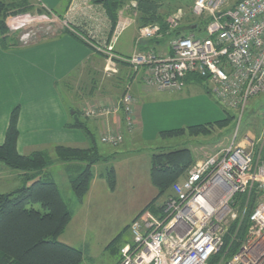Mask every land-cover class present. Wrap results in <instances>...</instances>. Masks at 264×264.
<instances>
[{"label": "built area", "instance_id": "2783aa9c", "mask_svg": "<svg viewBox=\"0 0 264 264\" xmlns=\"http://www.w3.org/2000/svg\"><path fill=\"white\" fill-rule=\"evenodd\" d=\"M190 14L194 20L208 21L205 37L197 33L196 24L195 32L172 36L188 15L180 7L168 17L166 29L160 24L140 27L130 56L118 55L114 48L118 35L131 24L129 18L117 25L110 44L95 46L105 56L106 77L125 63L132 68L131 80L146 68L148 87L181 91L188 76L195 75L206 79L216 98L238 116L237 132L228 147L198 159L173 186L158 216L147 211L132 221V241L121 247L119 264H209L221 252L232 223L247 217L248 204L242 210L237 195L254 189L260 195L249 215L247 233L227 264H264V137L255 139L247 133L238 140L247 102L264 92V0H238L231 6L229 0H195ZM14 22L8 23L11 31L27 27ZM70 25L65 27L86 39ZM37 35L31 31L21 38L26 42ZM163 37L170 38L168 55L139 49L144 41ZM118 112L122 113L118 123L106 124L100 137L101 143L113 147L123 143V128L129 132L137 128L131 81L118 100L82 109L88 119ZM262 124L264 136V110Z\"/></svg>", "mask_w": 264, "mask_h": 264}, {"label": "crops", "instance_id": "0c3cea01", "mask_svg": "<svg viewBox=\"0 0 264 264\" xmlns=\"http://www.w3.org/2000/svg\"><path fill=\"white\" fill-rule=\"evenodd\" d=\"M33 1L36 7L46 9L51 13V16L57 18L58 28L56 33L50 36H40V39L31 44L9 49L0 45V145L5 141L12 111L19 106L17 149L21 155L41 150L52 156L55 154L54 148L58 145L88 148L89 141L85 134L67 126L72 120L71 112L74 109L82 111L84 107L102 106L106 102L118 100L126 83L131 81L137 128L132 132L123 128V143L113 147L101 143V133L106 124L115 126L118 123V118L122 117V113L88 119L97 134L99 143L105 146L101 147L102 155L110 161L102 163L103 169H99L98 165L94 166L95 177L86 198L82 204L75 203L73 205L72 221L60 239L63 243L82 250L87 260L94 261L96 257L92 254L107 253L110 243L122 234L140 213L141 208L126 221L124 219V223L122 222L118 226L115 223L119 221L117 208H114L117 204L116 196L119 190L124 187L121 180L125 179L130 172L129 167V172L127 174L124 172L128 163L131 161L138 163L142 157H148L146 169L133 168L131 170L133 180L128 184L136 186L140 183L136 181L140 179L151 183L150 166L154 152L146 154L140 150L129 152L127 148L124 149V146L129 143L135 144L137 140L148 143V141L155 140L159 132L176 129L182 125L183 123H180L181 120L178 118L177 108L183 102L184 96L192 93L188 90L189 88L199 87L196 85L198 81L194 77H188L183 90L160 91L146 85V68H141L138 75L131 80L132 68L127 64H119L118 72L107 77L113 88L101 91L100 85H102V80L104 81L103 78H106L104 77L106 59L95 50V46L110 44L115 33V31L113 33L111 31V22L103 7L94 4L92 0H71L70 3L66 0ZM160 1L169 2V0ZM172 1L179 7L184 2L187 3L186 0ZM194 3L195 0L192 1L188 9L182 7L187 12V16H191V8ZM128 8L129 6L120 11L118 24L127 18L132 22L118 35L114 44L115 52L122 56H130L135 51V40L140 28L136 14H130L127 11ZM66 23H70V26L76 30H81L84 34L83 37L87 40L72 35L70 30L65 27ZM90 34L96 37L93 41L88 39ZM129 43L130 48L128 47ZM139 49L165 56L170 53L169 40L167 37H163L144 41ZM82 81L86 86L82 84ZM87 84L90 87L87 88ZM207 84L208 88L205 91L210 95L211 85L209 82ZM60 86L70 89L72 104L66 103ZM141 103L142 106L139 107ZM110 165L116 171L117 186L115 190H110L106 179L102 176ZM71 167L72 165L61 164L64 171H68ZM46 173L48 172L46 171ZM21 174V172L3 167L0 171V195L19 188ZM48 176L52 178L49 173ZM64 177L65 181L68 180V175ZM113 223V227L120 229L103 235L101 238L105 239L100 244L97 239V230L105 224ZM123 240L128 241L125 238ZM90 246H92L91 249L88 248ZM111 251L117 256L116 264H119L120 254L115 250Z\"/></svg>", "mask_w": 264, "mask_h": 264}, {"label": "trees", "instance_id": "16d2710c", "mask_svg": "<svg viewBox=\"0 0 264 264\" xmlns=\"http://www.w3.org/2000/svg\"><path fill=\"white\" fill-rule=\"evenodd\" d=\"M66 1L71 2V0ZM186 1L190 4L193 0ZM92 2L105 10L111 22L112 33L117 28L120 11L127 6L136 14L140 27L160 24L164 29L167 28L168 17L180 8L165 9L166 5L176 4L172 0L168 3L160 0H92ZM133 3H136L135 7ZM34 10L35 5L32 0H0V45L3 48L9 49L20 45L19 35L10 32L7 18L11 15L31 13ZM39 12L51 14L43 8H39ZM195 24L200 29L197 33L205 37L204 31L208 21L202 19L197 21L190 15L172 36L195 32L197 30L194 28ZM70 33L75 35L71 31ZM123 64L125 65L120 63V65ZM188 77L207 82L206 79L195 75ZM209 93L214 95L212 91ZM19 116L20 107L17 106L12 111L5 141L0 145V171L6 167L22 173L21 186L10 193L0 195V264H84L85 260L87 261L84 252L60 240L72 221L73 213L59 185L46 173L53 163L49 154L41 150L33 151L28 155H21L18 152ZM71 119L67 125L68 128L82 131L89 141V147L74 148L58 145L54 148V153L57 161L72 165L69 170L71 173L68 175L69 185L73 191L75 203L82 204L95 177L94 166L110 160L102 155L97 134L88 118L83 117L82 111L74 109L71 112ZM237 119L236 114L227 112V118L224 120L161 131L158 137L162 140L209 137L217 129H228V131L231 127L235 129ZM242 130L245 133L247 128ZM196 161L190 148L174 151L158 148L151 157L150 166V181L158 191V196L140 214L151 211L158 216L164 205L161 208L156 206L157 198L166 196L168 199L172 195L173 186L184 178ZM102 176L106 179L110 190H115L117 186L115 168L112 165L108 166ZM259 195L257 189L250 194L237 195L236 201L239 205L248 204L247 217L244 221H237L231 225L221 252L213 256L209 264H227L238 252L249 227V215L255 208ZM128 231L130 226L125 228L107 249L115 250L120 254L121 247L129 242L123 240V235Z\"/></svg>", "mask_w": 264, "mask_h": 264}, {"label": "rangeland", "instance_id": "374dc122", "mask_svg": "<svg viewBox=\"0 0 264 264\" xmlns=\"http://www.w3.org/2000/svg\"><path fill=\"white\" fill-rule=\"evenodd\" d=\"M237 1L238 0H229V5L230 6L233 5ZM32 2L35 5L33 0ZM191 4L192 3L187 4L184 2V4H182L180 7L181 8L185 7L188 9ZM177 7L179 6L176 4L168 5V6L166 5L165 9H169V8L176 9ZM39 8L40 7H36L35 5V10L32 11L31 13H25V14L16 15V16L11 15L7 18V25L8 23H12L15 20H17V22H14V23L23 22L22 24H25V23L27 24V27H24L23 29L19 31H11L9 28L10 32L19 35L20 45L31 44L32 42H35L38 39H40V36H50L53 33L57 32V28H58L57 18L51 16V14L49 15L40 14ZM127 11L130 14H134V11L132 9L128 8ZM53 26H54V30L52 31ZM31 31H34L38 35L35 38H33L31 41L29 40V41L23 42L21 38L22 37L21 34L23 33L25 34ZM128 47L129 48L131 47L130 43L128 44ZM103 79L104 81L102 80V85H100L101 91L103 90L107 91V89L111 90L113 88L112 83L108 82L109 79L107 77ZM83 82L84 81H82V84ZM105 84L107 87L105 86ZM196 85H198L199 87L188 89L189 91H192V93L188 94L187 96H184L183 102L177 108L179 111V113H177L178 118H180L181 120L180 123L181 122L183 123L177 128L194 126V125H203L207 123H215V122L226 119L227 112L234 114V115L236 114L234 110L230 109L229 107L219 102L218 99L214 95H212L211 93L210 95L206 93L205 89L208 88L207 82L198 81ZM88 87H90L89 84H87V88ZM87 88L85 89L87 90ZM60 91L66 103L72 104L70 89L65 86H60ZM209 91H212V88H210ZM105 104L106 103L102 105H105ZM140 106H142V103L139 105V107ZM263 110H264V92L249 99V101L247 102L245 112L243 114L242 125L240 126V131L238 133V136H240V138H238L239 141L241 140L242 136H244L247 133L250 134L255 139H259V138L262 139L264 137L263 136V124H262ZM242 128H247V131L245 130V133H243ZM230 131H228V129H221V130L217 129L209 137H199V138H193V139H189L187 137H180V138L162 140V139H159L157 135L156 139L153 141H150V142L148 141V143L147 142L145 143V141L142 142L141 140H137L135 144L133 143L134 145L132 143H129L127 146H124V149L127 148L129 152L140 150L146 154L147 152L149 153L156 152L158 148L163 149L164 151H174V150H179L182 148H190L193 151L196 159L198 160V159L211 156L217 153L218 151H220L221 149L228 147L230 143L233 141L237 130L236 128L232 129L231 127ZM100 146L105 147L102 145ZM53 155L52 156L49 155L53 163L47 169V172L51 174V177L57 182L69 207L73 209V205L75 204V197H74L72 189L70 188L69 181L64 180L65 178L64 176L69 175L71 173L69 171L70 169L68 171H64L61 168L62 162L57 161L56 155L55 154ZM147 159L148 157L145 156V157H142V159H140L139 162L137 161L138 163L131 161L128 163L129 165L126 166L127 169L124 170L125 174H127L129 170L130 172L126 175L125 179L121 180V184H124V187L123 189L119 190L116 196L117 204L115 205L114 208H117L116 211L118 213L119 221L115 222L117 226L120 225L124 219H125L124 221L129 219L133 215V213L134 212L136 213L138 209L140 208H141L140 210L141 212L151 201H153L158 196V191L156 190L155 187H153V185H151L149 181L144 182L142 179H140L136 181L137 183L140 182L139 184H136V186L128 184V182L133 180V172L131 170H133V168L134 169L136 168L146 169L148 166ZM98 166H99L98 167L99 169L104 168V165L102 163H100ZM128 167H129V170H128ZM166 201H167L166 196H162V197L157 198L155 204L156 206L161 208L166 203ZM239 206L243 210L245 209L246 205L245 206L239 205ZM37 208L39 207L37 206ZM40 210L42 211L41 208ZM138 215H140V213ZM238 221H241V220H238ZM113 225L114 223L105 224L97 230V233H98L97 239L100 244L103 243L105 239L104 238L102 240L101 237L103 235L109 234L110 232H113V231L116 232L120 229V228L118 229V228L113 227ZM123 238L128 239L129 242L132 241V235L130 234L129 231L123 235ZM76 245H79V244H76ZM91 247L92 246L88 248L91 249ZM84 251H86L85 248H84ZM92 255H95L94 257H96V260L94 261L85 260L84 264H116L117 256L112 254V251L110 252V250H108V252L104 254L95 253Z\"/></svg>", "mask_w": 264, "mask_h": 264}]
</instances>
